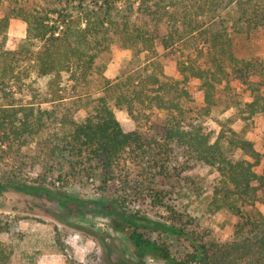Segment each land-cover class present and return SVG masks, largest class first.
<instances>
[{"label":"trees","instance_id":"trees-1","mask_svg":"<svg viewBox=\"0 0 264 264\" xmlns=\"http://www.w3.org/2000/svg\"><path fill=\"white\" fill-rule=\"evenodd\" d=\"M14 17L27 26L16 45L6 46L7 35L0 41V190L47 194L70 215L95 206L112 219L116 232L127 231L134 247L131 263L108 264H145L148 255L166 264H264V212L259 208L264 172L257 170L264 151L230 125L215 134L203 119L229 78L227 65L251 91L240 117L264 114V59L243 62L233 53L236 33L264 27V0H25L0 17V36ZM114 46L133 56L110 79L105 70ZM173 47L184 54L176 57L181 80L165 70ZM142 53L144 66L137 64ZM193 56L204 61L197 63ZM253 75L260 83L251 82ZM191 77L203 80L202 102L188 87ZM112 104L125 108L141 129L145 118L149 122L148 110L167 114L153 125L152 134L127 132ZM81 111L84 115L77 117ZM32 148L37 153L30 155ZM175 151L217 172L208 210H227L238 218L231 240L216 241L189 215L177 213L155 181L149 184L151 196L170 214V223L132 212L121 194L84 200L63 189L21 182L38 167L35 182L55 172L64 185L69 178L97 177L99 189L113 193L117 181L128 184L133 167L145 171L144 179L168 174ZM147 229L179 236L186 243L183 251L148 237ZM11 257L12 250L0 243V264H10Z\"/></svg>","mask_w":264,"mask_h":264},{"label":"rangeland","instance_id":"rangeland-1","mask_svg":"<svg viewBox=\"0 0 264 264\" xmlns=\"http://www.w3.org/2000/svg\"><path fill=\"white\" fill-rule=\"evenodd\" d=\"M24 2L25 0H0V17ZM26 26L22 19L12 18L7 31L0 36V41L7 35L6 46L16 45L25 37ZM233 53L243 62L264 59V27L254 30L251 34L236 33ZM181 54L183 52L180 49L173 47L165 57L166 73L179 80L184 79L176 64V57ZM132 56L131 50L114 46L111 52L112 59L105 70L106 77L110 79L118 77L124 62ZM145 58L146 53H142L137 64L144 66ZM193 59H196L197 63L204 61V58L196 56H193ZM231 68L232 66L227 65L230 72L229 80L224 79L216 90L217 104L204 116L205 125L215 134L222 125H230L243 137L253 141L257 150L263 152L264 114L254 115L248 120L240 117L243 103L250 101L252 96L249 85L236 78ZM250 80L256 84L260 83V78L256 75L251 76ZM93 83L95 81L91 82ZM188 87H193L198 102L204 101V85L201 78L191 77ZM260 91L264 97V86H260ZM112 106L125 131L141 129L125 108H118L113 104ZM147 114L149 122H146L145 118L142 123L145 128L141 131L152 134L153 125L159 123L167 111L156 110L150 113L148 110ZM83 115L84 111H81L77 117ZM229 118L232 119L231 123L227 121ZM175 152L168 174L158 176L154 180L144 179L141 174L144 172L143 175L146 177L145 171L132 165L134 174L128 178V184L123 185L117 181L112 187L113 193L111 190L101 191L97 177L82 182L69 178L64 185L60 181L59 173L55 172L40 182H35L38 167L29 170L21 182L27 185L41 183L54 191L63 189L68 194L84 200H105L121 194L126 197L125 203L132 212H138L149 221L170 223L172 221L170 214L154 204L151 196L149 184L155 181L156 187L163 188L168 193L165 201L167 205L173 206L177 213L184 214L186 218L189 215L203 232L209 233L210 238L216 241L231 240L238 218L227 210L218 212L208 210V202L218 178L217 172L201 162L183 157L179 151ZM35 153L36 150L32 148L30 155ZM257 170L263 173L264 164L257 167ZM259 208L264 212V204H259ZM0 225L3 227L0 230V243L12 250L10 264H108L111 260L121 259L131 263L135 259L134 247L125 234L127 231L116 232L112 219L99 213L93 205L88 206L81 214L70 215L47 194L29 190H0ZM145 234L159 242L169 243L174 252H182L186 244L179 236L163 229H147ZM145 264L166 263L148 255Z\"/></svg>","mask_w":264,"mask_h":264}]
</instances>
